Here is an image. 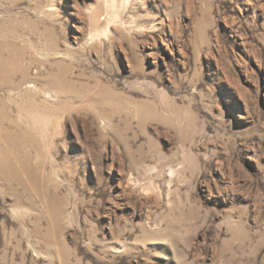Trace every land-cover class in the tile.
Returning <instances> with one entry per match:
<instances>
[{"label":"rangeland","instance_id":"374dc122","mask_svg":"<svg viewBox=\"0 0 264 264\" xmlns=\"http://www.w3.org/2000/svg\"><path fill=\"white\" fill-rule=\"evenodd\" d=\"M111 3L0 0V264H264V0Z\"/></svg>","mask_w":264,"mask_h":264},{"label":"bare ground","instance_id":"6f19581e","mask_svg":"<svg viewBox=\"0 0 264 264\" xmlns=\"http://www.w3.org/2000/svg\"><path fill=\"white\" fill-rule=\"evenodd\" d=\"M113 0H104V5L106 4L107 5V3H108V5L109 6H111L112 5V2ZM113 4H114V2H113ZM106 5H105V7H106ZM112 7H113V5H112ZM107 8V7H106ZM110 8V7H109ZM90 15H92L93 16V21H96V18H97V14L95 13V10L93 9L92 11H91V14ZM117 15V14H116ZM19 142V141H18ZM4 161H7V158L5 157V156H1L0 155V162H4ZM9 163H8V165L10 166L11 165V163H10V161H8ZM4 170V169H3Z\"/></svg>","mask_w":264,"mask_h":264}]
</instances>
